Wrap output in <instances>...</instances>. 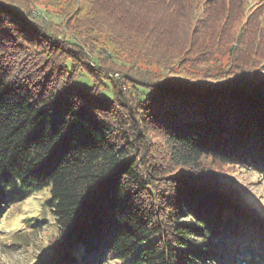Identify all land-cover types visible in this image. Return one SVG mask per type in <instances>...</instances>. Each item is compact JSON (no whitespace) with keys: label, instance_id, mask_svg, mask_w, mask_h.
Listing matches in <instances>:
<instances>
[{"label":"trees","instance_id":"trees-1","mask_svg":"<svg viewBox=\"0 0 264 264\" xmlns=\"http://www.w3.org/2000/svg\"><path fill=\"white\" fill-rule=\"evenodd\" d=\"M134 1L145 8L82 0L84 17L75 22L78 30L94 17L110 34L119 26L137 35L136 48L129 47L138 53L130 69L141 73L132 86L144 111L139 118L136 108L122 106L113 78L100 73L97 81L112 92L111 100L102 98L92 80L100 63L79 61L72 48L81 44L60 47L30 25L35 0H0V220L14 203L48 188L57 234L46 264H264V218L221 192L200 164L248 166L264 177V68L255 63L264 51L245 55L225 33L243 17L246 0H222L208 22L202 18L207 29L188 31L177 25L176 0ZM258 16L264 19V10ZM36 43L46 70L15 72L11 58ZM204 52L210 65L196 58ZM80 73L92 80L87 91L76 86ZM218 100H231L235 116ZM120 111L135 130L132 140L117 130ZM149 125L163 132L175 166L160 178L167 190L155 184L163 167L144 159V174L139 169L136 145L147 148L142 129Z\"/></svg>","mask_w":264,"mask_h":264},{"label":"rangeland","instance_id":"rangeland-1","mask_svg":"<svg viewBox=\"0 0 264 264\" xmlns=\"http://www.w3.org/2000/svg\"><path fill=\"white\" fill-rule=\"evenodd\" d=\"M35 2L39 10L29 6V10H32V17H30L32 21L28 20L30 25L35 27L37 32L43 31L51 34L49 36L52 41H55L60 47L67 48L69 46L67 40L81 44L80 47L75 45L76 47L73 46L72 48V50L76 51L78 60H86L87 62L97 60L100 63L99 67L94 68L95 77L92 80L101 88L102 98L111 100L112 92L109 87L102 85V80L97 81L100 73L107 78H113L114 85L118 86L122 93L120 95L122 106H128L131 109L133 107L136 108L139 113L136 116L139 118V115L141 116L144 111H142L140 105L135 103L134 94L136 91H134V88L132 89V86H136L134 82L141 73L130 69L131 62L134 58H138V53L137 49L131 50L129 47L133 46L136 48L138 37L136 39L135 36L137 35L134 36L131 31L126 30L129 28L122 29L119 26L115 28L113 34H110L111 30H101L103 26L94 17L93 19L89 18L80 21L82 22L79 23L81 28L77 30L75 17H84L80 13L82 0H73L72 5L70 0H35ZM122 2L123 4L126 3L128 7L137 6L139 10L141 7L145 8L142 6L145 4L141 5L134 0L133 2L132 0H122ZM176 2L177 6L173 9V12H176V22L185 31L194 30L195 28V30L199 28L207 29L205 26H207L209 21L207 18L211 17V8L222 4V0H176ZM86 6L89 7L88 5ZM263 10L264 0H246L243 17L234 22L225 32L227 35L237 37L232 42L234 44L233 47H240L245 52V55L252 56L249 50L255 47L256 50L264 51V19L258 16ZM202 18H206L207 22L205 25ZM245 20L246 22H244ZM197 22H199L198 25ZM217 24L221 26V21L220 24ZM215 33L217 32L215 31ZM117 35L120 38L116 40L115 36ZM245 40L247 42H244ZM201 42L203 43V41ZM239 42H243V44L240 45ZM100 48L105 50L102 51ZM39 49L41 50L40 52ZM42 53L43 47L40 43H36L34 47L28 49L20 48L11 58L14 64L12 65L14 71L16 72L18 68L26 70V72L28 70L32 71L34 66H37L38 72L43 73L46 69L40 67L44 60ZM195 55V53H192L190 57H195ZM196 58L203 65L212 63V57L205 52L199 54ZM255 58L257 60L255 62L256 65L263 69L264 60L259 59V57ZM137 62L140 65L143 61L139 59ZM150 69L156 73L159 72L155 66L151 65ZM54 78L52 79L53 82L57 77ZM92 80L85 73H80L76 80V86L81 90L87 91L92 86ZM59 84L63 85V82ZM104 84L108 83L104 82ZM123 86H129L131 90L123 92L121 89ZM217 103L224 108V111L228 112V115L235 116V110L230 108L229 105L231 100H218ZM119 108L121 109L122 107ZM120 112L122 113L119 121H124V123L117 124V130H121L120 133L128 135V138L132 140L133 135L131 132L135 130H130L127 121L124 120L125 112ZM142 130L144 133L146 132V137L143 141L148 142L146 143L147 148H145L144 142H135L138 143V146L136 145L138 150L135 151V154L140 159V172L144 174V170H146L143 167L144 159L148 161L149 167L158 166L159 164L163 167L160 171L163 174L155 179L156 188L158 191L167 190V185L160 178L168 176L170 168L175 166L169 165L170 161L166 152L163 132L154 125H149ZM139 148H145V150L141 151ZM200 164H203V171H208L207 174L217 179L218 188L221 192L232 194L233 199L240 203L239 206L257 217L264 218L263 175L252 167L240 168L239 166L223 165L213 163L207 158L201 159ZM48 198V188L31 192L23 201L14 203L0 220V264H46L54 257L52 246H54L57 227L52 213L45 202ZM148 199L149 201L154 200L153 197H148ZM158 205L165 209L164 212L169 209L168 206L165 207L159 201Z\"/></svg>","mask_w":264,"mask_h":264}]
</instances>
